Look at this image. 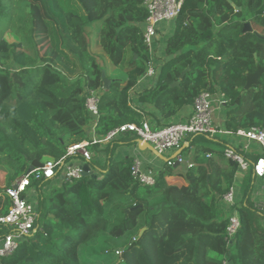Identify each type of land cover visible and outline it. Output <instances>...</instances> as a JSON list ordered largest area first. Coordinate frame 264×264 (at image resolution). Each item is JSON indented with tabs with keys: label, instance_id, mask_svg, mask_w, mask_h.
<instances>
[{
	"label": "trees",
	"instance_id": "16d2710c",
	"mask_svg": "<svg viewBox=\"0 0 264 264\" xmlns=\"http://www.w3.org/2000/svg\"><path fill=\"white\" fill-rule=\"evenodd\" d=\"M10 1L14 13L0 0V216L11 205L5 189L44 158L58 160L88 139L93 121L98 136L143 120L157 129L199 94L220 92L225 131L264 129V74L244 90L246 75L264 67V40L253 33L264 37V0H185L160 52L164 62L154 84L133 99L130 91L150 58L142 36L144 0ZM246 23L251 32H243ZM92 46L122 78L110 76ZM102 72L111 81L108 90ZM93 90L99 93L96 119L85 105ZM203 139L185 138L183 163L164 164L152 186L131 175L132 157L112 159L119 145H136L132 134L106 145L102 166L91 154L97 178L33 181L35 232L0 264H264V213L252 201V171L243 174L235 205L240 227L227 242L229 211L220 201L238 165L225 158V141L210 149ZM235 151L250 163L259 157ZM169 178L182 184L169 185ZM7 232L2 229L0 238Z\"/></svg>",
	"mask_w": 264,
	"mask_h": 264
},
{
	"label": "built area",
	"instance_id": "2783aa9c",
	"mask_svg": "<svg viewBox=\"0 0 264 264\" xmlns=\"http://www.w3.org/2000/svg\"><path fill=\"white\" fill-rule=\"evenodd\" d=\"M184 1L144 0L143 6L147 16L142 36L143 44L146 46L150 58L143 77L156 78L160 67L157 64L161 60L160 52L164 50V44L161 45L159 40L160 26L162 24L170 25L176 20ZM157 57L160 60L155 62ZM98 102L99 93L95 90L90 91L85 105L90 115L95 119L98 117ZM224 105L225 101L222 93L203 92L194 99L190 115L184 122H172L157 129H152L150 123L143 120L140 125L135 123L121 125L104 136L95 134L96 122L93 121L90 125L88 139L69 146L64 157L58 160L46 159L42 161L40 165L28 170L24 175L17 178L9 188L5 189V195L9 198L11 205L7 214L0 216V231L2 229L8 230L0 238V260L10 256L24 238L35 232L38 215L33 203L29 201L33 193L31 183L54 178L65 181L80 179L82 177L81 166L84 164L89 165L91 160L90 147L107 145L126 134L136 136L137 140L149 145L161 155L179 150L184 139L188 136L211 137L217 134L240 138L243 141L241 145L243 151L259 155L255 162L250 163L235 151L234 145H228L224 150L225 158L236 162L238 165L234 182L220 201L221 206L229 211L225 241L230 242L240 227L235 205L243 174L251 169L254 179L264 180V129L253 127L248 130H238L235 133L225 130L218 131L213 125V116L215 111ZM176 163L178 165L183 163L180 155L166 162L169 166H174ZM131 175L145 185L152 186L155 184L154 172L143 170L141 161L138 158L133 159ZM253 204L258 211L264 213V203L253 202ZM222 264L228 263L224 261Z\"/></svg>",
	"mask_w": 264,
	"mask_h": 264
},
{
	"label": "crops",
	"instance_id": "0c3cea01",
	"mask_svg": "<svg viewBox=\"0 0 264 264\" xmlns=\"http://www.w3.org/2000/svg\"><path fill=\"white\" fill-rule=\"evenodd\" d=\"M173 28V23H171L170 25H165L162 24L160 26V32H159V40L161 41V45L162 43L165 45V40L167 38L168 33L172 30ZM163 60H160L159 63H157L158 65H162L163 64ZM155 82V79L153 78H149V77H143L139 80V82L137 83V85L130 91V96L131 98H136L137 93H139L142 90H146L149 89ZM141 109H144L146 112H150L153 115H157V112L152 108L151 105L148 104H140ZM192 107L188 106V107H184L178 115H176L175 117H173L172 119L169 120L170 123L172 122H184L187 120V118L190 115ZM225 114H226V109L224 108V106L219 107L216 111L215 114L213 116V125L215 126V128L218 131H223L224 130V120H225ZM150 121L152 123L153 120L150 118ZM162 127V126H160ZM221 136H225V138H221ZM214 139V141H212ZM203 140H208L209 142H213L215 143L217 146H219L220 148L222 147V143L223 141H225V144L228 145H234L235 147H240L243 143V141L240 138H237L235 136H231L228 137L226 135H214L211 137H204ZM219 141V143H217ZM188 143L187 141H183L182 146L183 148H188ZM105 147L106 145H94L92 147H90V152L91 154H94V161L102 166L105 164L106 159H107V153L105 152ZM224 147V146H223ZM242 149V148H241ZM251 149H253V147H251ZM193 146L189 147V151L187 153V156L189 157L190 154H192L193 152ZM176 153V151H171L169 152L167 155H163L165 158L170 159L171 157H173V155ZM124 157H132L134 158H138L141 161L142 164V168L143 170H151L153 172H155L157 174V172H159L160 170L163 169L164 164H166V162L161 161L158 157H156L153 153H151L148 150H143L140 148V145L136 142V145H119L112 153V159L113 161H118ZM91 171L94 172V174H98L96 170L91 169ZM167 183L169 185H179L182 184V180L177 179V178H169L167 179ZM242 183V181H241ZM241 185V184H240ZM240 185L238 187V196L239 195V188ZM238 186V185H237ZM252 201L253 202H260V203H264V180L263 179H255L254 181V186H253V191H252ZM262 224L264 226V221H262Z\"/></svg>",
	"mask_w": 264,
	"mask_h": 264
},
{
	"label": "water",
	"instance_id": "95a60500",
	"mask_svg": "<svg viewBox=\"0 0 264 264\" xmlns=\"http://www.w3.org/2000/svg\"><path fill=\"white\" fill-rule=\"evenodd\" d=\"M228 3H230V0H227ZM239 9V8H238ZM252 29L250 27V25L248 23L244 24L243 26V32H251ZM257 37L261 38L264 40V37L259 36L256 32H253ZM188 71V69H186L185 71H183L180 75V80L183 78V76L186 74V72ZM264 74V67H260L257 66L256 70L254 73L251 74H247L246 75V79H245V85H244V90H248L249 88H251L252 86H256L258 85V79L259 77ZM101 77L103 79V88L105 90H108L110 87V83L111 81L105 78V74L104 72H102ZM179 82H175L171 85V87H175L178 86ZM238 100H236V104H238ZM137 143L140 145V148L143 150H148L151 153H153L156 157H158L161 161L163 162H167L168 160H172L174 159L176 156L180 155V153L183 151V147H181L179 150L176 151V153L173 155V157H171L170 159L165 158L163 155L159 154L158 152H156L152 147H150L149 145L141 142L140 140H137ZM178 166V164L176 163L174 165V167ZM33 167H30L29 170H32ZM82 169V177H88L91 176L93 178H97V175L94 174L93 171H91V168L88 164H84L83 166H81Z\"/></svg>",
	"mask_w": 264,
	"mask_h": 264
},
{
	"label": "rangeland",
	"instance_id": "374dc122",
	"mask_svg": "<svg viewBox=\"0 0 264 264\" xmlns=\"http://www.w3.org/2000/svg\"><path fill=\"white\" fill-rule=\"evenodd\" d=\"M6 2L9 4V6L11 7V11H12V13H14V12H16L15 10H14V5H13V3L10 1V0H6ZM18 8H23V4L21 3V4H18ZM17 8V9H18ZM91 51L98 57V59H100L101 61H103V62H105V65H106V67H107V70H108V72H109V74H110V76L111 77H118V78H122L121 76H120V72L117 70V69H113L111 66H110V64H109V62H108V60H107V58L103 55V53H102V51H101V49L99 48V47H97V46H92V48H91ZM129 55H130V53H126V55H125V60H124V62H123V64L122 65H124L125 64V62H126V60L128 59V57H129ZM122 67V66H121ZM221 138H225V136H221ZM201 144H202V146H204V147H207V148H210V149H216V148H218L219 146H217L215 143H213V142H201ZM169 152H167V153H164L165 155H167ZM188 153V151L186 152H184V155H186ZM191 155V154H190ZM189 155V156H190ZM46 159H48L47 157L46 158H44L43 159V161L44 160H46Z\"/></svg>",
	"mask_w": 264,
	"mask_h": 264
}]
</instances>
